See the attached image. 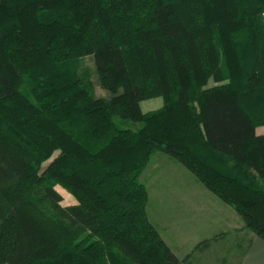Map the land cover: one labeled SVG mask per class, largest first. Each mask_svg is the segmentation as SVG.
<instances>
[{
	"label": "trees",
	"instance_id": "16d2710c",
	"mask_svg": "<svg viewBox=\"0 0 264 264\" xmlns=\"http://www.w3.org/2000/svg\"><path fill=\"white\" fill-rule=\"evenodd\" d=\"M260 126L264 0H0V264H187L147 212L157 151L264 241Z\"/></svg>",
	"mask_w": 264,
	"mask_h": 264
},
{
	"label": "rangeland",
	"instance_id": "374dc122",
	"mask_svg": "<svg viewBox=\"0 0 264 264\" xmlns=\"http://www.w3.org/2000/svg\"><path fill=\"white\" fill-rule=\"evenodd\" d=\"M83 66L84 68H87V70L90 71L92 75V79L95 85V94L97 96H105V97L110 96L111 93L99 84L97 74L95 71V64L93 57L91 56L86 57L83 61ZM213 84L214 82L210 83V85ZM141 105L145 112L155 111L163 106V98L153 97V98L145 99L142 101ZM116 121L121 128H131L137 130L143 125L142 122H136L121 118H116ZM257 132L264 133V126L258 127ZM47 164L48 163L45 164V167ZM143 176H144V180H143ZM142 181L144 182V184H146L145 186L149 187V190L147 189L150 199L148 204V210L151 212L154 221H156L159 231L161 232L162 229H164L163 230L164 236L166 235L167 237L170 236L172 237L173 233L175 232L178 233L179 229L184 226L185 229L193 228V223L195 222V220H198L199 216H200L199 220L201 221H199L197 225L200 228L202 227L203 230H205L201 232L202 235L205 234L211 235V233H213L211 231L215 230V228L218 229L217 227H220L222 224L223 226L230 224L232 225V222L233 224L235 222V220L232 222L229 221L230 219L227 220L228 216H231L230 213L228 214L220 213V210L216 207L214 203H212V199L209 198V196H214L213 193L210 192L209 189L203 183H201L195 177L194 174H192L182 163H180L179 161H177L176 159L172 158L171 156H169L168 154L162 151H157L151 156L149 163L147 164L144 173L142 175ZM257 182L259 186L264 189V178H257ZM56 188L63 196V200L61 202L63 206L74 205L77 203L75 197L65 188H63L61 185H57ZM190 201H192L196 205L195 208L200 211H195L193 206H188L187 203H189ZM165 202L170 203L168 205L169 208H171L170 211L167 209V206H165L164 204ZM184 204H186L187 208L183 207ZM172 205L174 207H171ZM200 205L201 207H197ZM230 206L235 210V208L232 205ZM234 212L236 215L238 214L236 210ZM237 216L240 215L238 214ZM168 218L174 220L173 222L175 223L174 224L175 227H173L172 224H167L169 222L167 220ZM241 220L243 221L242 218ZM184 228H182L181 230H183ZM236 232H237L236 230L235 232H233L235 233L234 235L235 241H231L233 244L231 243L227 244V245L235 246L234 248L235 257L238 256L239 252L247 251L248 249L246 246L244 248H240V247L238 248L237 240L239 241L238 243L241 242L239 239L240 235H237ZM176 237L181 239L180 234H178ZM217 241H218L217 243H214L215 241L213 239L208 240V242L213 245L217 244L218 247L217 251H210L213 255L207 254L208 256L207 260H202V262L199 264H215L213 256H216L218 253L220 255L221 248L223 247V245H226V243H220V242H226L225 238L223 239V241H219V240ZM244 242L246 241L244 240ZM203 243L204 241L197 246L198 247L197 251L195 249L196 253L193 254V257H195L196 254L201 256L202 249L204 246ZM177 244L179 246H184L183 243H177ZM177 250L179 251L178 253H176L178 257L179 256L184 257L185 254L192 252V250L191 251L182 250V248L181 250L180 248Z\"/></svg>",
	"mask_w": 264,
	"mask_h": 264
},
{
	"label": "crops",
	"instance_id": "0c3cea01",
	"mask_svg": "<svg viewBox=\"0 0 264 264\" xmlns=\"http://www.w3.org/2000/svg\"><path fill=\"white\" fill-rule=\"evenodd\" d=\"M143 180H144V176H143ZM146 187L149 190V187L148 186H146ZM213 195L214 196H209V198L212 199V203H214L216 205V207L220 210V213L221 214L222 213L223 214L230 213L231 216H228L227 220L230 219L229 221H231V222L235 220V222H234V224L232 222V225L230 224V225H224L223 226V224H222L220 227H217L218 229L215 228V230L211 231V232H213V233H211V235H207V234L202 235L201 234V232H203L205 230H203L202 227L200 228L197 225L199 223V221H201V220H199V217H200L199 216L198 220H195V222L193 223V228H188V229L186 228L185 229L184 228L185 226H184V227H182V228H184L183 230H181L182 228H180L179 232L173 233L172 237L170 235H169L170 237H167L166 235L164 236L163 235L164 229H162V231H161L162 233L159 231V228L157 226L156 221H154L151 212L148 210V205H147V212H148L150 220L153 222V224L157 227L158 231L160 232L161 237L164 239V241L167 243V245L171 248V250L175 254L179 252L177 250L179 248H180V250L182 248V250H190L191 251L195 247L192 250V252L188 251L190 253L184 255V257H186L188 255L190 256L189 262L187 264H199L202 262V260H207V257H208L207 254H212L210 251H217V248H218L217 244L213 245L211 243H208L206 246L203 247L201 256L196 254L195 257H193V254L196 253V251H197V248H198L197 246L200 245L203 241H206V240L208 241L210 239H213L215 241L214 243H217L218 242L217 240L223 241L224 238H225L226 242H220V243H226V245H223V247L221 248L220 255L218 253L216 256H213L215 264H264V241L260 237H258L256 234H254L253 232H251L250 230H248L244 227V222L241 220L240 216H237L238 214L237 215L235 214V212H234L235 210L230 205L223 202L214 193H213ZM148 204H149V201H148ZM164 204H165V206H167V209L170 211L171 208H169V206H168L170 203L165 202ZM187 204H188V206H193L195 211H200V210H197L195 208L196 205L192 201H190ZM171 207H174V206L172 205ZM183 207L187 208L186 204H184ZM197 207H201V205L197 206ZM167 220L169 221L167 224H172L173 227H175V225H174L175 223L173 222L174 220H171L170 218H168ZM177 226H179V225H177ZM196 227H197V229H196ZM235 230L237 231L236 234L240 235L239 239H240L241 243H238L239 241L237 240L238 248L239 247L244 248L245 246L248 248L247 251L239 252L237 257H235V255H234L235 246L227 245L228 243L233 244L231 241H235L234 240L235 239L234 238L235 233H233V232H235ZM178 234L181 235V239L176 237ZM230 237H232V238H230ZM182 239H183V242H182ZM244 240L246 242H244ZM172 242L175 244H173ZM177 243H183L184 246H179ZM185 245H187V246H185ZM195 249H196V251H195ZM182 255H183V253H182ZM184 257L179 256V258H181V259H183Z\"/></svg>",
	"mask_w": 264,
	"mask_h": 264
}]
</instances>
